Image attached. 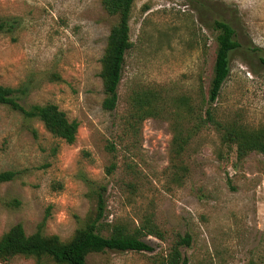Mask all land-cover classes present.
<instances>
[{
    "label": "rangeland",
    "instance_id": "obj_1",
    "mask_svg": "<svg viewBox=\"0 0 264 264\" xmlns=\"http://www.w3.org/2000/svg\"><path fill=\"white\" fill-rule=\"evenodd\" d=\"M0 19L13 28L0 32V85L24 91L26 109L55 104L79 123L70 145L0 105V173H16L0 185V239L17 225L63 243L121 227L153 252L109 250L88 264H264V156L240 158L214 126L195 130L209 108L225 125L264 128V0H136L113 112L100 73L117 18L103 0H0ZM215 21L241 49L210 104ZM146 101L157 115L142 114Z\"/></svg>",
    "mask_w": 264,
    "mask_h": 264
},
{
    "label": "trees",
    "instance_id": "obj_2",
    "mask_svg": "<svg viewBox=\"0 0 264 264\" xmlns=\"http://www.w3.org/2000/svg\"><path fill=\"white\" fill-rule=\"evenodd\" d=\"M135 1L103 0L104 7L109 15L117 18V24L110 32L106 52L101 60L100 77L105 92L102 107L107 112L115 111L119 104L118 91L123 79L126 54L133 47L130 22ZM212 28L218 32V50L210 90V104H214L218 100L224 84L230 77L231 55L241 49V44L237 40V33L230 23L215 21ZM2 31L12 32L13 28H8L7 22L0 19V32ZM253 51L255 53L263 52L259 48H255ZM260 61L264 64L263 58H260ZM19 92L24 91L0 85V105L21 112L27 118L39 119L48 132L67 144L72 145L76 142L79 131L77 121H70L66 113L55 104L37 105L26 109L18 101L17 95ZM145 106L146 109L142 114H146L148 117L158 114L149 101L145 102ZM197 119L195 130L208 125L214 126L222 135L224 142L237 146L240 158H244L251 152H257L264 156V128L249 131L241 127L225 125L216 119L210 108L206 110L205 117L200 116ZM180 142L181 144H179ZM179 143L178 153L183 148L185 141L179 138ZM15 177L16 173L13 171L0 173V185L13 181ZM183 243L189 245L190 238H185ZM109 250L117 252H153L154 249L148 242L142 240L140 235L128 234L121 227H116L109 237H104L96 232L93 226H90L87 229L78 231L70 242L63 243L57 236L46 238L40 232L28 236L23 226L17 225L0 239L1 261H8L16 256H25L39 259L49 257L57 264H88L87 258L89 255Z\"/></svg>",
    "mask_w": 264,
    "mask_h": 264
}]
</instances>
